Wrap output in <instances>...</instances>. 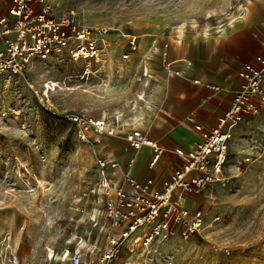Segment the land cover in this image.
<instances>
[{
    "label": "rangeland",
    "instance_id": "1",
    "mask_svg": "<svg viewBox=\"0 0 264 264\" xmlns=\"http://www.w3.org/2000/svg\"><path fill=\"white\" fill-rule=\"evenodd\" d=\"M49 1L55 11L72 9L81 23L111 32L95 60L33 59L22 75L0 77V264H63L65 251L74 249L90 260L104 244L92 216L100 199L90 190L99 182L96 160L112 156L110 140L93 134L81 140L78 127L42 107L27 82L38 94L54 82L57 110L125 131L128 122L142 120L152 98L156 44L174 34L218 30L246 0ZM128 34L137 36L134 52ZM143 48L148 53L141 58ZM192 200L208 220L218 215L219 221L188 240L156 238L148 254L131 241L117 264L147 258L151 264H264V111L238 122L219 181Z\"/></svg>",
    "mask_w": 264,
    "mask_h": 264
},
{
    "label": "built area",
    "instance_id": "2",
    "mask_svg": "<svg viewBox=\"0 0 264 264\" xmlns=\"http://www.w3.org/2000/svg\"><path fill=\"white\" fill-rule=\"evenodd\" d=\"M110 32L104 27L81 23L72 9L55 11L49 0H11L6 13L0 14V77L22 75L33 59H61L67 55L73 60H94L105 47ZM126 38L129 52H134L138 46L137 36L128 34ZM169 47V42L164 40L152 50L163 63L158 70L167 77L182 78L192 63L188 59L170 60ZM123 57L127 58L128 54ZM256 61L257 68L244 64L240 71L243 83L214 126L204 127L188 117L199 133V141L189 149L174 147L171 150L180 162L159 183L152 176L138 181L127 173L119 179L120 167L115 157L96 160L99 182L90 192L99 196L101 206L93 210L92 216L96 217L104 244L90 260L85 259L79 249L66 250L61 259L63 264H117L125 241L143 226L146 230L137 235L138 242L147 248L156 238L188 240L219 221L218 215L208 220L205 212L188 197L200 195L219 181L228 142L238 122L264 111V59L257 57ZM142 74L147 73L144 70ZM27 84L49 113L78 127V137L84 142L91 134L107 139L119 136L120 127L114 122L57 110L54 82H46L40 94L31 83ZM122 137L131 148L151 149L148 163L151 170L168 152L136 129L122 133ZM142 264L151 263L147 258Z\"/></svg>",
    "mask_w": 264,
    "mask_h": 264
},
{
    "label": "crops",
    "instance_id": "3",
    "mask_svg": "<svg viewBox=\"0 0 264 264\" xmlns=\"http://www.w3.org/2000/svg\"><path fill=\"white\" fill-rule=\"evenodd\" d=\"M10 2L0 0V14L6 13ZM166 41L170 46L169 59H188L191 67L182 78L167 77L158 70L163 63L157 55L150 62L154 73L152 98L144 108L142 120L136 124L133 120L128 122L125 131L122 129L118 137L109 139L110 156L117 159L120 167L119 179L127 173L138 181L152 176L159 183L180 162L171 150L189 149L199 141V133L188 117L204 127L214 126L243 83L240 71L244 64L257 68L256 58L264 59V0H246L234 18L218 30L206 34L189 32L182 38L174 34ZM147 51L142 49L141 58ZM132 129L168 149L152 170L148 166L151 149L131 148L122 137V133ZM188 199L192 200V196Z\"/></svg>",
    "mask_w": 264,
    "mask_h": 264
},
{
    "label": "bare ground",
    "instance_id": "4",
    "mask_svg": "<svg viewBox=\"0 0 264 264\" xmlns=\"http://www.w3.org/2000/svg\"><path fill=\"white\" fill-rule=\"evenodd\" d=\"M180 37V36H179ZM105 47H106V45H105ZM105 47L101 50V54L104 52V50H105ZM98 57V56H97ZM96 57V58H97ZM95 58V59H96ZM94 59V60H95ZM117 137V136H116ZM134 242V243H137L138 242V236L137 235H135V234H132L131 236H129V238L125 241V246H127V243L129 244L130 242ZM144 252H147V253H149V250L148 249H146ZM50 255H51V253H50Z\"/></svg>",
    "mask_w": 264,
    "mask_h": 264
}]
</instances>
